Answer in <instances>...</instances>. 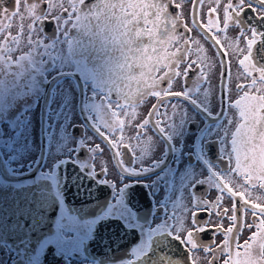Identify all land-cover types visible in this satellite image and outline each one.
<instances>
[{
  "label": "flooded vegetation",
  "instance_id": "af4514ba",
  "mask_svg": "<svg viewBox=\"0 0 264 264\" xmlns=\"http://www.w3.org/2000/svg\"><path fill=\"white\" fill-rule=\"evenodd\" d=\"M12 3L13 0H0V7L11 9ZM190 8L191 3L184 5V16H189ZM203 11H207V0ZM199 12L197 9V20ZM248 17L249 23L264 31V24L254 14L248 13ZM18 23V19L13 21L14 34ZM191 26L193 32L185 33L183 26L178 31L201 39L205 52L200 55L208 57L206 63L215 59V75L210 83L204 81L205 87L201 88L194 66L188 80L181 77L174 81L177 88H187L185 91L190 94L164 100L169 115L171 104L177 105L174 121L164 132L149 124L144 134L146 140L136 149L135 156L125 149L119 156L109 151L111 166L92 147L94 143H104L97 135L95 121V103L99 104L100 99L93 101V96L101 95L99 90L95 91L98 80L86 71L101 67L99 45L93 49L85 40L79 43L78 32L69 24L73 45L70 54L68 43L60 36L62 28L45 24L44 46L50 49L55 46L54 50L43 61L34 55L20 67L0 74V264H132L133 260L139 264L142 259L139 250L149 239L151 252L184 251L178 241L155 229L172 223L174 214L188 213L190 219L194 200L199 203L207 199L211 204L220 195L211 186V180L215 174L228 170L224 133L230 112L223 85L232 86L233 97L237 94L236 58L221 60L217 46L206 41L195 24ZM234 32V28L230 29L228 36ZM220 38L224 39L223 34ZM85 45L87 49L82 50ZM63 49L68 63L61 67L58 61ZM75 50L80 51L72 52ZM191 58H197L195 48ZM253 62L264 65L260 43L254 46ZM222 63L230 66L231 79L221 75ZM36 65L40 73L36 71L32 77ZM207 71L205 68L206 74ZM17 82L25 94L19 99V106ZM34 102L39 103L37 116L32 115ZM64 105L72 106V116L65 117ZM144 107L147 105L138 106L137 111L142 113ZM160 111H165L163 106ZM33 120L39 123V131H21L22 124H31ZM105 168L107 171H102ZM244 171L247 169L241 173ZM226 178L231 184L230 193L251 196L253 207L264 205V196L258 197L259 188L249 191L240 177ZM212 183H216L215 179ZM221 203L231 208L232 201L227 195ZM216 211L214 206L199 210L198 222H202V217L213 228L218 223ZM239 215H246L248 221L253 219L250 211ZM70 218L76 223L68 231ZM219 223L225 228L229 226L226 218ZM150 230L154 233L151 236ZM252 231L255 229H243L238 240L233 241V253L243 252L235 244L247 240ZM197 239L203 244L223 242L222 235L211 231L197 234ZM200 264H207V260L201 259Z\"/></svg>",
  "mask_w": 264,
  "mask_h": 264
},
{
  "label": "snow or ice",
  "instance_id": "6c2138e0",
  "mask_svg": "<svg viewBox=\"0 0 264 264\" xmlns=\"http://www.w3.org/2000/svg\"><path fill=\"white\" fill-rule=\"evenodd\" d=\"M186 3H191L189 16H184ZM205 3L206 0H13L11 9L0 7V74L20 67L34 55L43 61L54 50L55 46L51 49L44 46L45 24L62 28L60 36L68 43L69 52L72 50L69 24L78 32L79 43L87 40L93 49L99 45L102 65L95 70L86 68V71L98 80L95 91L99 90L101 95L93 96V101L100 99L99 104L95 103V121L97 135L104 143H94L92 147L111 166L109 151L119 156L125 149L135 156L136 149L146 140L144 134L149 124L164 132L174 121L177 105L171 104L169 115L164 100L190 95L185 91L187 88H177L174 81L181 77L188 80L194 66L201 88L205 87L204 81L210 83L215 75V59L206 63L208 57L200 55L205 52L201 39L181 35L178 31L183 26L185 33L193 32L191 25L195 24L204 33V39L217 46L221 60L236 58V96L233 97L230 84L223 85L230 112L224 133L228 170L212 177L216 183L211 180V186L220 195L211 204L207 199L199 203L194 200L190 219L188 213L174 214L172 223L164 224L163 228L158 226L155 232L179 242L186 254V264H200L201 259H206L207 264H220V261L222 264H264V205L253 207L251 196L230 193L231 184L226 178L240 177L246 181L244 186L249 191L259 188L258 197L264 196V65L253 62L255 45L260 43L264 53V31L248 22V13H252L264 24V0H207V11L204 12ZM197 9H200L199 20ZM16 19L19 23L15 25L14 34L13 21ZM233 28L235 32L229 37ZM220 34H223V40ZM193 48L196 59L191 58ZM181 65H184L183 71ZM220 68L221 75L231 79L230 66L222 63ZM241 80L248 82L241 83ZM146 98L160 102L152 103ZM142 105L147 107L141 113L137 108ZM162 106L164 112L160 111ZM220 112L223 115V111ZM126 129L132 131L126 132ZM242 169L247 171L241 173ZM102 171L106 172L107 168ZM195 190L193 186V192ZM225 195L232 201L231 208L221 203ZM237 200L242 203L238 205ZM212 206L217 209L214 215L218 223L210 229V221L204 223L201 217L202 222H198L197 218L200 217L199 210ZM249 211L252 221H248L246 215H239ZM225 218L229 221L227 228L219 223ZM75 223L70 218L67 230L71 231ZM245 228L255 231L243 243L235 244L236 248H243V252L233 253V241L238 240ZM210 231L222 235L223 242L203 244L197 239V234ZM153 234L150 230V236ZM151 251L149 239L138 255L144 258ZM209 256L211 259H207ZM132 264H136L135 260ZM160 264H172V261L162 255Z\"/></svg>",
  "mask_w": 264,
  "mask_h": 264
},
{
  "label": "rangeland",
  "instance_id": "374dc122",
  "mask_svg": "<svg viewBox=\"0 0 264 264\" xmlns=\"http://www.w3.org/2000/svg\"><path fill=\"white\" fill-rule=\"evenodd\" d=\"M85 43L88 44V41L85 40ZM89 45V44H88ZM73 46V45H72ZM87 49V45H85L82 50H85ZM76 51H80V50H75V51H72V52H76ZM100 51V56L102 55V51L101 49H99ZM66 53V50L63 49V55L60 57L61 60L59 59L58 61V65L61 66V67H64L63 65L65 63H68V60H67V55L65 54ZM71 54V52H69ZM100 61V60H99ZM32 74L31 76L34 77L35 74H36V71H38V73H40V67L38 65L35 66L34 69H32ZM22 88L23 86L19 85V83L17 82V87H16V91H17V99H16V104L17 106H19V99L21 98H24L25 97V94L24 92H22ZM64 114H65V117H70L72 116V113H71V109H72V106H66L64 105ZM23 108V107H22ZM21 108V109H22ZM39 114V103L38 102H34V106H33V113L32 115L33 116H37ZM74 121L70 122V124H72ZM69 124V125H70ZM69 127V126H68ZM21 131H26V132H32V133H35L37 131H39V123H35V121L33 120L31 124H22L21 125ZM65 130L67 131L68 128L65 127Z\"/></svg>",
  "mask_w": 264,
  "mask_h": 264
},
{
  "label": "water",
  "instance_id": "95a60500",
  "mask_svg": "<svg viewBox=\"0 0 264 264\" xmlns=\"http://www.w3.org/2000/svg\"><path fill=\"white\" fill-rule=\"evenodd\" d=\"M76 130L78 131L77 127ZM75 131V130H74ZM166 256L172 261V264H185L186 254L184 251H171V252H150L146 257L142 258L139 264H160V258Z\"/></svg>",
  "mask_w": 264,
  "mask_h": 264
}]
</instances>
